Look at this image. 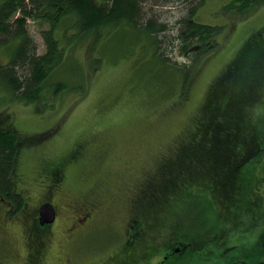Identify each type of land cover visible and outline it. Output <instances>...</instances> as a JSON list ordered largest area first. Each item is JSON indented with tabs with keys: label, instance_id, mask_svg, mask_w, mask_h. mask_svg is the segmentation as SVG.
Here are the masks:
<instances>
[{
	"label": "rangeland",
	"instance_id": "1",
	"mask_svg": "<svg viewBox=\"0 0 264 264\" xmlns=\"http://www.w3.org/2000/svg\"><path fill=\"white\" fill-rule=\"evenodd\" d=\"M153 1L142 4L147 17L153 14L171 23L179 16L178 7L171 9ZM229 1L195 2L199 7L194 19L225 25L226 36L218 49L200 60L183 98L178 97L173 74L164 75L160 82L155 59L141 34L136 36L125 27L110 29L101 38L66 42L73 32L63 33L67 19L55 34L65 47V56L49 83L60 79L70 89L48 98L44 105H35L14 100L0 87V126L11 124L20 143L13 176L27 194L29 207L46 198L58 206L55 223L39 236L44 245L40 264H134L142 258L154 264L163 244L179 239L182 252L189 246L194 249V258L185 264L264 259L259 251L264 217L252 215L254 198H264V141H251L259 144L258 149L263 145L256 153V163L244 161L240 166L245 153L242 145L222 141L216 150L214 141L199 137L211 85L244 43L264 28V6L238 17L224 12ZM47 27V23L27 20L39 53L44 51L39 31ZM11 50L10 45L0 46V63L9 60ZM169 59L183 61L178 53ZM256 100L240 110L241 137L249 136L264 117V90ZM226 128L232 129L230 124ZM260 128L264 134V119ZM203 150L207 157L215 152L234 155L236 177L253 175L254 167L256 195L241 201L248 204L247 213L234 207L226 212L230 205L224 203V216H218L221 208L209 191L213 188L215 192L218 185L211 181L217 182L229 172L225 162L218 164L217 172L210 162L198 165ZM86 203L94 206L96 220L77 238L71 226L72 207ZM1 204L0 222L8 226L2 237L8 236L18 253L24 254L33 221L31 211L3 222ZM261 209L264 211V204ZM217 236L221 247L239 248L230 249L224 257L205 256L209 248L216 250ZM203 247L205 252L199 250ZM181 256L170 257L167 264Z\"/></svg>",
	"mask_w": 264,
	"mask_h": 264
},
{
	"label": "trees",
	"instance_id": "2",
	"mask_svg": "<svg viewBox=\"0 0 264 264\" xmlns=\"http://www.w3.org/2000/svg\"><path fill=\"white\" fill-rule=\"evenodd\" d=\"M151 1L153 0H2L0 2V46L10 45L12 50L9 60L0 63V87L9 92L14 100L35 105H44L48 98L54 99L62 91L70 89L68 84L60 79L49 83L65 56V47L60 44L55 34L58 32L57 27L67 19L68 24L63 33L72 29L73 32L69 33L70 36L66 42H79L84 37L92 36L94 39L101 38L110 29L125 27L131 29L136 36L141 34L145 39L144 43L151 49L152 59H155V69L158 76H161L159 80H162L160 82L163 83L164 75L173 74L179 86L178 97L183 98L200 60L222 45L226 36V27L201 23L194 19L199 5L204 0H199V5L195 4L197 0L153 1L157 5L171 7V9H174L172 6L179 8V16H174L171 23L161 21L153 14L147 17L142 4H152ZM262 6H264V0H230L223 6V10L228 15L244 17ZM28 19L48 24L47 28H41L39 31L44 43V51L41 53L38 52V46L27 28ZM176 53L183 57L182 62L170 61L169 55ZM263 90L264 28L244 43L234 60L211 85L204 107V109L207 108L205 110L207 114L203 115L205 119L199 128L200 140L214 141L216 150H218L216 141H221V144L222 141H234L235 144L238 143L237 146L242 145V148H245L240 166L242 162L250 160L255 164V158L258 156L256 153L263 145L259 150L257 148L259 144L251 143V141H258V139L264 141V134L260 128L264 117L260 123L251 128L249 136L241 137L239 134L243 131L241 129L243 123L240 110L252 105ZM229 124L234 130L226 128ZM19 147L18 133L13 126L11 124L0 126V192L4 193L8 199H13L16 204H20L21 200L19 195H12L11 182H13L12 172ZM201 153L206 154L204 150ZM219 155L221 160H218V164L227 161L229 157L223 153ZM253 169L254 167L251 168L253 175L245 173L238 174L237 177L234 176V169L232 172L226 169L229 173L221 178L220 183L211 181L213 186L218 185L215 192L213 188L209 190L221 208L218 216L222 217L220 214L224 212L222 210L224 203L230 205L228 206L230 209L226 212H229L232 207L244 213L248 212V204L244 206L241 201H250L251 196L256 195L257 187L254 185L257 175H254ZM263 204L264 198H254L252 215H255V219L264 217V211L261 209ZM177 241L174 244L181 246ZM214 242L215 251L209 248L205 252L204 247L199 250L204 251L207 257L220 256L222 244L219 245L216 240ZM166 243L168 241L162 246L161 256ZM233 248L239 247L234 246L230 249ZM193 250V247L189 246L185 252H173L161 264H167L170 257L177 258L179 254L182 256L172 264H185L194 258ZM259 251L264 253L261 248ZM183 256L184 258L181 259ZM237 264H264V259L239 260Z\"/></svg>",
	"mask_w": 264,
	"mask_h": 264
},
{
	"label": "flooded vegetation",
	"instance_id": "3",
	"mask_svg": "<svg viewBox=\"0 0 264 264\" xmlns=\"http://www.w3.org/2000/svg\"><path fill=\"white\" fill-rule=\"evenodd\" d=\"M221 141H218V150L221 147ZM205 155H201L199 153V156L197 157V162L198 165H201V162H210L212 167L211 169L217 168L218 167V160H221V156L218 154H208V157L206 158ZM226 160V159H225ZM234 160V155L229 156L227 161H225V167L227 170H230L231 172L233 171L234 168H232V162ZM231 161V162H230ZM223 162V161H222ZM229 162V164H228ZM215 172L216 169L214 170ZM229 172V171H228ZM221 180V179H220ZM218 181L220 183L221 181ZM10 181V180H8ZM12 181L13 187L11 186V192L12 195H19L20 196V204H16L13 199H8L4 193L0 192V206L2 205L1 203H4V208L2 210L3 214L2 217L5 219V221H10L14 220L18 217L16 216H22L26 215L27 213L31 211L33 221L31 222V227H29V232H28V239L25 242V253L24 254H19L18 249L15 245L14 241L9 240L8 236L2 237V235L5 234V231L7 229L6 225L0 222V232L1 234V239H0V264H40L42 263V251H43V243L41 241V238L39 237L41 235V232H47L49 227L55 223L57 215H58V206L54 204L51 200L47 199L43 200L41 202H35L33 203L32 208L29 207L30 203L28 202V196L26 193H24L20 188L18 183L16 182V177L13 176L12 173ZM4 195V196H3ZM49 202L55 212V217L52 222H45L43 224L40 223V206L43 203ZM73 208V216L71 217L74 220V223L71 224L72 229L74 230L75 237L79 238L82 233L83 229L85 227H89L90 224L95 221V208L93 205H89V203H86L84 205H79ZM95 219V220H94ZM70 226V227H71ZM4 233V234H3ZM216 241L218 240V236L215 237ZM78 239H76L75 242H77ZM218 242V241H217ZM175 241H169L166 243V246L163 248V253L162 256L158 257L157 260H155L154 264H161L162 261L167 259L169 255L173 252L178 253L182 250V247L179 244H174ZM228 247H223L221 250V255L223 253L224 256L228 253L229 250H226ZM218 254V252H217ZM220 255V256H221ZM222 255V256H223ZM223 256V257H224ZM151 260V259H150ZM148 258H142L138 260L137 264L144 263L145 264H150L152 263Z\"/></svg>",
	"mask_w": 264,
	"mask_h": 264
},
{
	"label": "water",
	"instance_id": "4",
	"mask_svg": "<svg viewBox=\"0 0 264 264\" xmlns=\"http://www.w3.org/2000/svg\"><path fill=\"white\" fill-rule=\"evenodd\" d=\"M55 217V212L52 205L49 202L43 203L40 206V223L52 222ZM262 249L264 250V231L262 234Z\"/></svg>",
	"mask_w": 264,
	"mask_h": 264
}]
</instances>
